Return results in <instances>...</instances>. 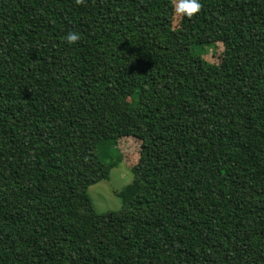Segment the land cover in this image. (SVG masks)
<instances>
[{"label":"trees","instance_id":"16d2710c","mask_svg":"<svg viewBox=\"0 0 264 264\" xmlns=\"http://www.w3.org/2000/svg\"><path fill=\"white\" fill-rule=\"evenodd\" d=\"M199 2L0 0V264H264V0Z\"/></svg>","mask_w":264,"mask_h":264},{"label":"rangeland","instance_id":"374dc122","mask_svg":"<svg viewBox=\"0 0 264 264\" xmlns=\"http://www.w3.org/2000/svg\"><path fill=\"white\" fill-rule=\"evenodd\" d=\"M179 17L180 15L175 13L173 25H177ZM222 49L223 46L220 43L217 44L214 49L208 48V53L205 55V58L210 62L218 63ZM117 146L122 154V160L116 161L117 159L114 158L117 155L116 149H110L109 154L112 157L109 159L105 158L106 160L104 159L106 156L98 153L100 159L105 160L106 164L110 163L112 159L114 164L110 166L111 169H109L107 178L98 179L88 186L87 191L92 200L93 207L95 211L100 214L116 211L121 208L122 199L117 193L131 183L133 179L130 168L137 162L139 141L137 139L124 137L118 141Z\"/></svg>","mask_w":264,"mask_h":264},{"label":"clouds","instance_id":"9594fccd","mask_svg":"<svg viewBox=\"0 0 264 264\" xmlns=\"http://www.w3.org/2000/svg\"><path fill=\"white\" fill-rule=\"evenodd\" d=\"M80 2V0H77ZM174 11L177 15L183 14L187 17H191L194 13L199 12L201 9V3L199 0H173ZM80 39V36L75 32H69L67 34V41L73 43Z\"/></svg>","mask_w":264,"mask_h":264}]
</instances>
